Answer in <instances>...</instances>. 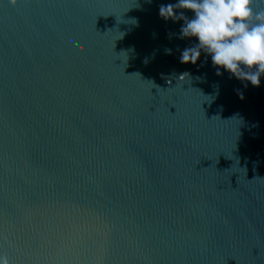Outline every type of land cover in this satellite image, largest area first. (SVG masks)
Segmentation results:
<instances>
[{
  "label": "water",
  "instance_id": "obj_1",
  "mask_svg": "<svg viewBox=\"0 0 264 264\" xmlns=\"http://www.w3.org/2000/svg\"><path fill=\"white\" fill-rule=\"evenodd\" d=\"M176 3L0 0L9 264H264V76L181 63Z\"/></svg>",
  "mask_w": 264,
  "mask_h": 264
},
{
  "label": "clouds",
  "instance_id": "obj_2",
  "mask_svg": "<svg viewBox=\"0 0 264 264\" xmlns=\"http://www.w3.org/2000/svg\"><path fill=\"white\" fill-rule=\"evenodd\" d=\"M10 3L15 5L16 0ZM255 5L256 0H178L160 5L159 15L165 21L183 20L181 38L198 40L183 50L181 63L195 65L204 52L218 76L223 70L258 88L264 76V10L257 11ZM185 11L194 13V18L185 17ZM0 264H9L6 256H0Z\"/></svg>",
  "mask_w": 264,
  "mask_h": 264
}]
</instances>
